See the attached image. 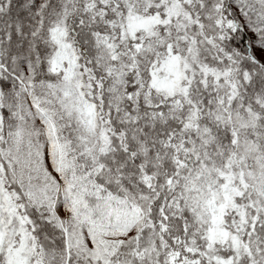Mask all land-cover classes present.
Listing matches in <instances>:
<instances>
[{"label":"snow or ice","instance_id":"obj_1","mask_svg":"<svg viewBox=\"0 0 264 264\" xmlns=\"http://www.w3.org/2000/svg\"><path fill=\"white\" fill-rule=\"evenodd\" d=\"M0 264H264V0H0Z\"/></svg>","mask_w":264,"mask_h":264}]
</instances>
